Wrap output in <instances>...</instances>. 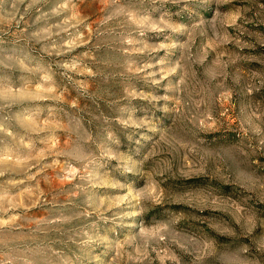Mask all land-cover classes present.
I'll return each instance as SVG.
<instances>
[{
	"label": "rangeland",
	"instance_id": "rangeland-1",
	"mask_svg": "<svg viewBox=\"0 0 264 264\" xmlns=\"http://www.w3.org/2000/svg\"><path fill=\"white\" fill-rule=\"evenodd\" d=\"M0 264H264V0H0Z\"/></svg>",
	"mask_w": 264,
	"mask_h": 264
}]
</instances>
